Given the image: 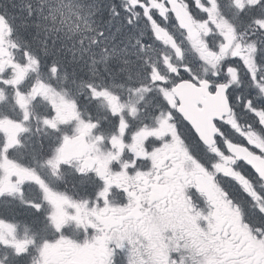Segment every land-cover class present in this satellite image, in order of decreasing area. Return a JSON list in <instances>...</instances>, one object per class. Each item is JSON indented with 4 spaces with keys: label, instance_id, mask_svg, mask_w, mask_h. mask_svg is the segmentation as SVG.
<instances>
[{
    "label": "snow or ice",
    "instance_id": "1",
    "mask_svg": "<svg viewBox=\"0 0 264 264\" xmlns=\"http://www.w3.org/2000/svg\"><path fill=\"white\" fill-rule=\"evenodd\" d=\"M185 2L195 6V0ZM250 3L264 8V0H250ZM130 7L137 8V17L142 14L152 25L159 26L158 21H167L168 12H172L173 18L177 19L171 0H130L123 5V11L128 13ZM111 11L115 16L120 15L114 5ZM0 18H3V14H0ZM126 22L131 24V18ZM252 23L258 26L252 35L259 32L262 38L246 45V57L241 53L226 57L220 71L213 72L214 79L211 80H201L188 65H184L182 71L173 67L171 74L181 78L167 90L161 88L167 118L160 121V127L171 130L168 139L176 141V144L165 142L155 148L152 153L154 168L146 173L137 170L135 180L129 187L116 188L115 195L123 198L126 204L111 209L113 213L129 218L128 225H115L112 231L119 228L125 233L124 238L132 245L131 255H122L125 245L119 240L115 243L109 240L111 233L104 228L99 229L100 234L94 236L91 243L85 242L81 247L64 238L61 225L56 223L54 231L58 240L46 242L42 253L46 264H136L135 257L140 254V250L135 247L137 243L143 248V255L148 257L141 264H184V257L179 255V246L169 247L165 243L168 238L163 233L167 230H172L174 236L179 233V238L184 241L183 248L201 257L200 264H264V107H256L252 98H249L244 107L256 117L260 131L254 130L252 125L242 128L230 95L234 85L241 86L240 69L232 63L235 61L244 66L253 89L259 94L258 99H264V75L258 76L262 65L257 63V57L253 55L260 52V59L264 60V50L258 47L264 45V21L254 20ZM212 67L215 69L216 64ZM185 74L186 78H183ZM161 83H168V78H162ZM201 84L202 99L190 115L184 111L183 99L170 98V93H178L184 85L200 89ZM235 101L241 103L243 98L237 96ZM178 120L183 122L188 136L181 133ZM52 127L55 128V125ZM226 127L236 132L240 139L233 141L227 138L224 131ZM148 135L160 137L163 131ZM189 137L200 145L203 157L212 156L214 159L207 161L192 152L188 148ZM177 145L184 149L187 158L184 164L175 155ZM132 152L135 157L128 166L135 169L136 158L145 153H137L135 147ZM167 158L172 159V165L161 170L160 161ZM188 162L194 165L191 171H188ZM222 180L230 181L239 197L233 195L221 183ZM188 185H192V190L198 196L206 198L211 209L207 215L196 210L191 195L185 191ZM44 191L47 192V189ZM106 192L107 189L98 191L97 200L104 198ZM48 198L45 196L46 200ZM21 203L31 206L36 212L40 211L39 204L23 200ZM73 207L78 211L81 208L80 205ZM49 219L55 221L56 217ZM157 221L163 223V228L154 235L152 226ZM200 221L205 222V226L202 227ZM140 237L147 243L141 242ZM28 242L27 239L20 242L19 247L15 243L2 242L0 247L20 255L25 253L23 244ZM65 248L76 251L69 253Z\"/></svg>",
    "mask_w": 264,
    "mask_h": 264
},
{
    "label": "flooded vegetation",
    "instance_id": "2",
    "mask_svg": "<svg viewBox=\"0 0 264 264\" xmlns=\"http://www.w3.org/2000/svg\"><path fill=\"white\" fill-rule=\"evenodd\" d=\"M203 10L206 11L207 13V18H208V22L205 25V33L207 34L206 39L208 44H211L215 49H222L223 52L221 54L225 55V56H221L219 55V57L213 56L212 58V65L213 64H221L224 62V59L226 57H231L233 54L236 53H241L243 54L245 57L247 56L246 52H242L244 49H242L244 45V38H245V34H241V32L235 30L234 34H231L228 29L227 23L228 21L225 20L223 18V9L220 5L216 4V5H212V6H205L203 7ZM214 18H218L217 20H215ZM191 35L194 38H198V36L200 35V33H198L195 29L191 32ZM219 58V59H217ZM140 63H142L141 60L135 61V65H139ZM232 63L234 64V66L236 68L240 69V79H243V77L247 74L245 72V68L243 65H241L240 63H237L235 61H232ZM216 68H208V70H200L199 68L196 70H192V72L200 77L201 80H205L202 77L201 74H205L207 73L208 77L207 79L211 80L214 79L213 78V72H216ZM1 69H0V73H1ZM171 99H173L172 97H170ZM174 100V99H173ZM178 123H183L181 121L178 120ZM15 129L13 128L12 124L10 122H8V120L5 119H1L0 120V139L2 138H13V131ZM225 136L229 139L232 140V138L234 137L233 135L236 134V132H234L233 130H231L230 128H225ZM174 141V140H173ZM3 144L0 145L1 149L3 146H7L8 147V140L5 139L3 142ZM181 147V146H180ZM60 155L62 157H64L65 159H72L74 157V152H69L67 150H64L60 153ZM142 157V156H141ZM98 173L100 174V176H105L106 174L104 172H102L101 169L98 170ZM88 179L90 181H96V177L95 175H89L87 176ZM135 180V175L133 174H128L127 177L123 178V182H115L113 183L111 180L108 181L109 185L112 187H118V188H127L130 186V184ZM142 183V182H141ZM108 186V187H110ZM123 186V187H122ZM87 186H85L84 189H86ZM90 188H94L93 186H91ZM98 192V191H97ZM97 192H91L90 194L94 197V199L96 200L97 198ZM109 194V191L106 193V195ZM97 201V200H96ZM105 201H108L107 199ZM80 205H82V202L79 203ZM99 208H96V214H94L95 218L97 219V221H101L104 225L105 224H109V226H106V228H110L111 226L114 225V223L112 222L111 224L108 223V219H106L105 217H101L98 214ZM102 214H106V213H102ZM129 219V218H128ZM128 222L125 225H128ZM163 225L162 222L157 221L152 227H156V225ZM152 231H154L152 229ZM155 235V234H154ZM179 235V234H178ZM176 238L180 239L179 236H177ZM125 241L128 242L127 239L122 238ZM141 242H147L146 240L143 239V237H140Z\"/></svg>",
    "mask_w": 264,
    "mask_h": 264
},
{
    "label": "trees",
    "instance_id": "3",
    "mask_svg": "<svg viewBox=\"0 0 264 264\" xmlns=\"http://www.w3.org/2000/svg\"><path fill=\"white\" fill-rule=\"evenodd\" d=\"M41 1L42 0H0V14H3V18H5L8 24H10L12 30L16 33L17 37L20 40L28 39L29 42H33L36 41V39H40L42 37L44 38V36L58 32L60 30V25H59L60 22L57 19L54 20L53 18H49L48 20H46V17L44 16L38 17L37 15H33L32 17H29L25 15L27 9L31 8V6L34 9H36L37 7L36 3ZM44 1L45 0H43V2ZM78 1H81V3L85 7L89 8L91 6V4L88 3L89 0H78ZM95 1H97L98 3L107 2V0H95ZM52 2H54V0H50L49 5H51ZM50 9L51 11H53L54 9L53 6H50ZM55 12L58 11L55 10ZM51 15H53V13H51ZM94 20H96V18ZM99 24L105 26L103 20H101ZM247 25L249 26V28L251 27L250 20L247 21ZM125 29H126V33L130 32L129 28H125ZM56 35L57 34H55V37ZM58 39H60L61 42L62 39L60 38L59 35H58ZM50 49L55 54L57 51L61 49V47L55 50V46H52ZM64 62H66L67 65L69 66H73L76 64L73 62H69V60H65ZM115 65L116 67H120V62L117 61L111 64L110 66H115Z\"/></svg>",
    "mask_w": 264,
    "mask_h": 264
},
{
    "label": "rangeland",
    "instance_id": "4",
    "mask_svg": "<svg viewBox=\"0 0 264 264\" xmlns=\"http://www.w3.org/2000/svg\"><path fill=\"white\" fill-rule=\"evenodd\" d=\"M237 5H241V6H248V5H250V1L249 0H237ZM79 20H80V24H79V27L80 28H82L81 26V19L80 18H78ZM3 22V21H2ZM7 33V32H6ZM5 33V34H6ZM124 36V42H125V46L123 47L124 48V56H121V55H119L118 57L120 58V59H122V60H126V58L128 57V56H130V54L133 52V48H132V40H131V36H130V32L129 33H126L125 35H123ZM110 38L111 37H107L106 39H103L104 41H108V39L110 40ZM75 70H77V69H75ZM120 73H129V71L127 70V68L126 69H124L123 71H119ZM64 133H60L59 134V136H61V135H63ZM2 194L1 195H3L4 196V194L7 192V190H6V184L4 185V189L2 190V191H0ZM10 231V227H8V226H6V230L4 231V233L6 234V233H8Z\"/></svg>",
    "mask_w": 264,
    "mask_h": 264
},
{
    "label": "bare ground",
    "instance_id": "5",
    "mask_svg": "<svg viewBox=\"0 0 264 264\" xmlns=\"http://www.w3.org/2000/svg\"><path fill=\"white\" fill-rule=\"evenodd\" d=\"M252 13L253 14H255L256 13V11H252ZM247 21L248 20H246V21H243L241 24H240V26L238 27V28H236L235 30H237V31H239V32H241L240 33V35L241 34H245V35H247L249 32H250V28H249V26L247 25ZM124 33V34H123ZM126 34V29H124L123 31H122V36L123 35H125ZM108 41H109V39H108ZM125 46V42H124V36L123 37H121L120 38V40L119 41H117L116 43H114V45H113V55H115L117 58H119L118 56L119 55H121V56H124V47ZM91 51H92V49L91 48H86V49H84L83 50V54H84V56L85 57H88L89 56V54L91 53ZM120 59V58H119ZM116 66V65H115ZM115 66H110V67H115Z\"/></svg>",
    "mask_w": 264,
    "mask_h": 264
}]
</instances>
